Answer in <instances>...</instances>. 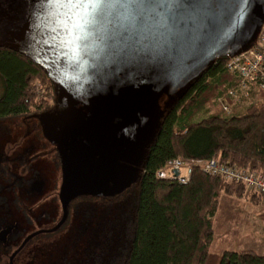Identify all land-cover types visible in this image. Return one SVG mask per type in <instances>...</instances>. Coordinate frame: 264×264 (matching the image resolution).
I'll return each instance as SVG.
<instances>
[{
	"label": "trees",
	"instance_id": "obj_1",
	"mask_svg": "<svg viewBox=\"0 0 264 264\" xmlns=\"http://www.w3.org/2000/svg\"><path fill=\"white\" fill-rule=\"evenodd\" d=\"M254 43L251 48L257 45ZM235 55L229 51L209 63L165 112L145 159L135 212L122 228L121 251L108 248L106 261L97 256L90 261L91 254L101 249L91 250L89 245L81 255V264H264V255L252 250L211 251L221 195L240 196L245 186L209 175L194 164L215 159L264 173V101L242 112L230 111L233 96L229 91H239L240 79L226 64ZM0 81V121L29 114L31 107L40 110L55 97V79L47 68L8 45H0ZM212 91L219 109L196 119L206 109ZM220 99L228 104V115ZM174 159L192 167L188 182L173 178L170 162ZM160 172L166 177L161 178ZM251 191L255 202L264 200V191ZM94 203L90 199L75 203V221L80 225V230L74 231L75 246L79 240L89 244L91 231L98 232L92 222L109 214L108 208Z\"/></svg>",
	"mask_w": 264,
	"mask_h": 264
},
{
	"label": "water",
	"instance_id": "obj_2",
	"mask_svg": "<svg viewBox=\"0 0 264 264\" xmlns=\"http://www.w3.org/2000/svg\"><path fill=\"white\" fill-rule=\"evenodd\" d=\"M69 7L68 0H0V40L28 45L51 65L59 100L100 98L122 125L143 115L142 136L129 135L135 141L150 129L153 95L198 69L217 41L240 53L232 47L264 15V0H73ZM72 192L62 190L64 216L52 230L71 199L100 195Z\"/></svg>",
	"mask_w": 264,
	"mask_h": 264
},
{
	"label": "flooded vegetation",
	"instance_id": "obj_3",
	"mask_svg": "<svg viewBox=\"0 0 264 264\" xmlns=\"http://www.w3.org/2000/svg\"><path fill=\"white\" fill-rule=\"evenodd\" d=\"M49 101L18 117L12 132L21 135L0 140V264H74V206L90 197L71 199L65 221L52 230L64 216L62 190L114 191L115 163L133 141L129 135L141 137L145 130L143 115L122 125L97 97L70 111L53 108L57 95ZM52 108L60 113L46 118Z\"/></svg>",
	"mask_w": 264,
	"mask_h": 264
},
{
	"label": "rangeland",
	"instance_id": "obj_4",
	"mask_svg": "<svg viewBox=\"0 0 264 264\" xmlns=\"http://www.w3.org/2000/svg\"><path fill=\"white\" fill-rule=\"evenodd\" d=\"M263 25L264 15L262 14L258 17L255 26L250 31L248 36L242 42L233 46L232 48L237 49L238 52L249 49L253 42H257ZM1 44L14 47L28 54L45 66L50 74H53L54 70L51 65L28 45L0 40V45ZM230 50L231 47H227L224 43H221V41H217L214 44L211 53L200 61L198 69L171 79L163 87V89H165L164 96L163 92L158 95H153L151 100L146 103L147 109L155 104V100L156 104H158L152 116L150 129L144 139L140 141L133 140L132 142H129L126 145L122 156H120L116 161V167L113 173L115 188L114 191H111V188L107 190L99 189L98 191H95V193H99L102 198H105V200L102 198L99 199V196L97 195H88L91 202H96L94 204L104 206L106 210L108 208L107 212L109 214L107 215L106 219L102 221L92 222V227H97L96 229L98 232L93 233L94 231H91L92 233L89 244L88 242L86 244L85 241L79 240L78 245L74 247L76 248L74 255H78V257L74 256L71 258L74 260V264L82 263L83 259L81 255H83L85 250H89V245L91 250L101 249L100 251L102 252V254L100 253L101 256H98L100 251L91 254L90 261L94 260L95 256L98 258L100 257V260H102L101 262L104 260L106 261V251L108 248L112 249L114 252L121 251L123 247L122 228L126 219L132 218L135 212L145 159L151 144L155 140L160 127L161 119L163 118L165 112L177 99V97L180 96L187 86L198 77L201 71L209 63H211L212 60L216 59L220 55L226 54ZM36 83L39 85L38 81ZM2 85L3 84H1L0 81V96L2 95L3 91ZM55 87L56 90L54 96L57 95L58 97V86L56 80ZM210 94V101L207 103L206 109L203 110L196 119L206 117L210 113H213L219 109L218 100L215 97L216 92L212 91ZM40 97L38 99H40ZM86 98L87 96H81L75 99V101H66L64 100L65 98H60L59 101L53 104V108H58L59 110L64 108L63 111H70L73 110L77 104L85 101ZM212 98L214 99L211 100ZM232 98L233 101L230 104V111L242 112L252 104L263 102L264 93L257 90L256 88H252L247 91L239 90ZM50 102L51 101H49L48 104H51ZM53 108L45 115L46 118H49L52 115L56 117L57 114L60 113L53 114L55 111ZM34 110L35 108L31 107L30 113H32ZM224 111L226 112V114L224 113L225 115L230 113V111ZM150 122L151 117L148 115L145 120V125H149ZM19 123V118H16L13 121L8 119L3 121L1 120L0 140L7 136L13 137L21 135L18 132H12V126H15ZM3 146L4 145L0 141V150L4 149ZM111 192H113L114 195L111 194L107 196V194ZM251 192V189L245 186V190L241 192L240 196L237 194H233L231 196L226 194L221 195L218 211L214 218L215 235L211 246V251L214 254H221V252L224 250H252L259 255H264V200L262 198L259 199L258 202H255V200L252 199ZM78 201L79 198L76 199V202ZM74 222L75 231L80 230V225L75 221V216ZM89 233L86 234L89 235ZM64 242L65 241L60 243V245H63ZM64 258H67V255L64 256ZM24 260L27 261L28 258H25ZM28 262L29 261H27V263ZM60 263L61 261L58 262V264ZM37 264H42V262L39 260Z\"/></svg>",
	"mask_w": 264,
	"mask_h": 264
},
{
	"label": "built area",
	"instance_id": "obj_5",
	"mask_svg": "<svg viewBox=\"0 0 264 264\" xmlns=\"http://www.w3.org/2000/svg\"><path fill=\"white\" fill-rule=\"evenodd\" d=\"M228 71L237 74L239 77V90H250L253 86L264 93V25L259 35L257 45L249 50L242 51L233 56L226 64ZM236 92L229 91L230 96H234ZM223 109L228 111L229 106L224 99L219 100ZM194 164L199 165L203 172L212 176H219L223 179L241 183L244 186L264 191V173L252 172L247 169H240L229 164L220 163L215 159L208 161H198ZM171 173L178 170L177 179L180 183H186L190 180L192 167L184 166L180 159H174L170 162ZM161 178L166 177L165 172H160Z\"/></svg>",
	"mask_w": 264,
	"mask_h": 264
},
{
	"label": "snow or ice",
	"instance_id": "obj_6",
	"mask_svg": "<svg viewBox=\"0 0 264 264\" xmlns=\"http://www.w3.org/2000/svg\"><path fill=\"white\" fill-rule=\"evenodd\" d=\"M68 3L70 5L69 11H72V6H73V0H68ZM75 14V13H74Z\"/></svg>",
	"mask_w": 264,
	"mask_h": 264
},
{
	"label": "bare ground",
	"instance_id": "obj_7",
	"mask_svg": "<svg viewBox=\"0 0 264 264\" xmlns=\"http://www.w3.org/2000/svg\"><path fill=\"white\" fill-rule=\"evenodd\" d=\"M82 147V146H81ZM85 149V148H84ZM82 152V151H81Z\"/></svg>",
	"mask_w": 264,
	"mask_h": 264
}]
</instances>
